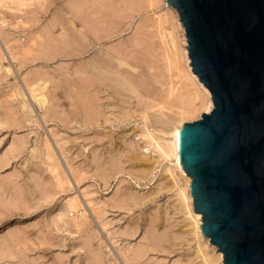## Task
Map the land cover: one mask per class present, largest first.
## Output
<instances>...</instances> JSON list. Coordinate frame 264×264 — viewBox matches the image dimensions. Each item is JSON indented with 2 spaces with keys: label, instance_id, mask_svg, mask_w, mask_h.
<instances>
[{
  "label": "rangeland",
  "instance_id": "obj_1",
  "mask_svg": "<svg viewBox=\"0 0 264 264\" xmlns=\"http://www.w3.org/2000/svg\"><path fill=\"white\" fill-rule=\"evenodd\" d=\"M167 1L0 0V264H202L199 245L217 258L174 162L140 136L147 105L188 71Z\"/></svg>",
  "mask_w": 264,
  "mask_h": 264
},
{
  "label": "water",
  "instance_id": "obj_2",
  "mask_svg": "<svg viewBox=\"0 0 264 264\" xmlns=\"http://www.w3.org/2000/svg\"><path fill=\"white\" fill-rule=\"evenodd\" d=\"M213 109L179 131L194 213L223 264H264V0H168ZM217 252V253H218Z\"/></svg>",
  "mask_w": 264,
  "mask_h": 264
},
{
  "label": "bare ground",
  "instance_id": "obj_3",
  "mask_svg": "<svg viewBox=\"0 0 264 264\" xmlns=\"http://www.w3.org/2000/svg\"><path fill=\"white\" fill-rule=\"evenodd\" d=\"M165 7L167 9L173 8L167 4ZM186 45L187 41L185 42V47H188V45ZM102 55L103 57L100 59H102L101 61H103L104 64L111 59L116 60L119 64L123 63L121 52H116L115 56H110L105 52L102 53ZM182 55L183 59H185V62L187 63L188 68L185 79H183V81H178L177 83H174V81L171 80L168 81L167 88L165 91H163V96L159 97L162 98L160 99L161 101H159V99L157 100L156 98V100L159 101L158 103L154 101L153 104L147 105L145 110H154L158 106L159 109L157 111L154 110L151 116H149V114L144 116L145 120H150L153 130L146 131L140 136L146 139V144L153 148L159 159L168 161L170 163L174 162L175 174L172 173L170 169L167 171L170 173V176L174 181V186L178 189L177 195L180 197L183 209L186 211L188 218L193 220V223L191 224L192 232L198 240L203 239L213 251L218 252V249L215 246L213 247V245L210 243V240L206 237H203L202 235V230L200 227V225H202V216H200L198 213L194 214L193 211V198L190 194V184L192 179L188 177L183 170L179 154V131H181L183 128V120L187 117L195 116V114L199 113L200 111L203 112L202 114L210 113L213 109V104L209 91L203 86L202 83L198 81L197 76L191 71V66H189L190 59L187 56L186 48H184ZM105 57L107 59H105ZM94 63L92 61V65L97 70L98 66L95 67ZM112 81L116 84V86L121 87L123 90L127 88L125 79H121L120 76L113 77ZM39 87L40 86H35L31 88L29 93L34 101H36L39 105H43L46 103V98L43 94L45 87L42 89ZM163 110H166L168 113H164ZM157 128L161 129L160 132L156 130ZM176 175H178L183 181L182 187H178V183L175 179ZM68 207L70 210L75 211L77 209V204L73 201H70L68 202ZM198 252L202 254V264H223V255L220 252H218L219 254L217 255V258H211L206 252H204V249H202L200 245ZM175 264L182 263L177 262Z\"/></svg>",
  "mask_w": 264,
  "mask_h": 264
}]
</instances>
